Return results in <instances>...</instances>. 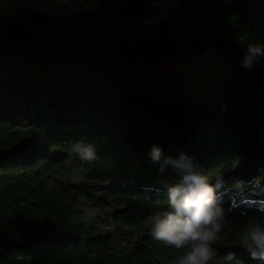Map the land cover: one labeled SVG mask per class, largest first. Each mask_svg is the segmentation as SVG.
Wrapping results in <instances>:
<instances>
[{
    "label": "trees",
    "instance_id": "obj_1",
    "mask_svg": "<svg viewBox=\"0 0 264 264\" xmlns=\"http://www.w3.org/2000/svg\"><path fill=\"white\" fill-rule=\"evenodd\" d=\"M159 1L0 0V264H177L186 249L151 235L163 187L178 178L149 159L153 145L222 178L231 231L213 247L261 264L240 237L264 227V0ZM48 23L58 25L28 31ZM250 46L261 49L252 71L240 63ZM209 50L229 62L230 80L201 101L144 91L147 61L188 65ZM108 213L113 227L138 228L130 246L99 227Z\"/></svg>",
    "mask_w": 264,
    "mask_h": 264
},
{
    "label": "clouds",
    "instance_id": "obj_2",
    "mask_svg": "<svg viewBox=\"0 0 264 264\" xmlns=\"http://www.w3.org/2000/svg\"><path fill=\"white\" fill-rule=\"evenodd\" d=\"M260 52V47L250 46L240 61L241 66L254 70L258 59L264 57L257 56ZM77 149L83 151L84 160L94 156L91 146L78 144ZM148 156L159 166L161 173L171 168L178 177L175 182L163 187L167 207L149 218L152 237L177 250L186 249L178 257L177 264H233L236 258L232 251L221 256L213 247L226 227L225 217L230 210L224 207L222 178L209 179L193 157L184 152L165 154L161 145H153ZM72 179L74 183H79L77 177ZM240 246L253 260L264 264V227L257 224L246 230L240 237Z\"/></svg>",
    "mask_w": 264,
    "mask_h": 264
},
{
    "label": "rangeland",
    "instance_id": "obj_3",
    "mask_svg": "<svg viewBox=\"0 0 264 264\" xmlns=\"http://www.w3.org/2000/svg\"><path fill=\"white\" fill-rule=\"evenodd\" d=\"M119 3H125L128 0H116ZM151 3L160 5L159 0H149ZM189 7L185 5L178 9L167 21V25L172 30L188 13ZM58 23H48L40 27L32 28L29 31L34 36H39L45 32L53 30ZM81 31H87V25H77ZM163 40V38H160ZM144 76V91L150 92L156 97L178 103L199 102L209 93V87H214L219 83H226L230 80L229 62L217 50H209L203 58L193 64H182L174 57L164 59H151L147 61L142 68ZM182 86L184 90H173V88ZM53 179L50 180L52 182ZM229 184V181H227ZM55 191H59V184L56 182ZM233 186V183H230ZM98 225L101 229L112 231L111 240H116L128 247L136 238L134 233L138 228L113 227L110 221L109 213L102 216ZM224 231H231L226 226ZM225 234V233H224ZM227 235V234H225ZM227 244H236L235 235L228 234Z\"/></svg>",
    "mask_w": 264,
    "mask_h": 264
}]
</instances>
